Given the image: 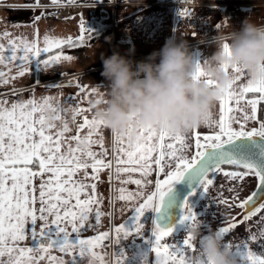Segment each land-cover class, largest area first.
Returning a JSON list of instances; mask_svg holds the SVG:
<instances>
[{
    "label": "snow or ice",
    "instance_id": "1",
    "mask_svg": "<svg viewBox=\"0 0 264 264\" xmlns=\"http://www.w3.org/2000/svg\"><path fill=\"white\" fill-rule=\"evenodd\" d=\"M51 2L56 3L57 0ZM24 7L35 11L42 6L40 0H34L32 5ZM182 14L190 15V11L185 9ZM39 19L40 16L34 17V21ZM36 36L37 39L30 41L23 37L13 38L8 31L0 32V85L29 74L34 58L37 74L53 70L61 61L72 60V56L64 55L62 51L45 59H41V55L66 45L79 47L76 41L83 43L85 39L83 35L74 40L46 34L41 47L38 29ZM88 38L91 39V35ZM196 62L195 77L206 78L207 73L200 67L201 60L196 59ZM13 67L16 69L14 74ZM226 70L232 73V80L217 100L219 119H214L212 112L208 114L203 125L212 131L202 138L197 127L191 128L196 148L191 158L187 150L192 147L193 136L187 131L170 134L166 130L149 127L140 129L135 141L126 135L113 134L117 150L123 154L116 160L115 178L120 180L121 174H125L128 178L121 180L122 184L138 186L136 191L120 187L117 189L119 195L110 200V204L115 200L131 202L133 213L114 229L117 246L121 245V234L125 239L133 237L126 247L121 246L114 251L115 264H140V261L150 264V253L153 254L151 264H193V260L184 255L185 248L197 253L196 264H211L203 257L199 243H193L188 231L190 224H201V221L187 196L180 199L176 185L195 186L202 189L201 194L207 193L218 172H223L225 178L232 181H243L248 176L256 178L260 193L258 199L257 192L253 191L238 204H228V207H239L244 211L216 231L224 238L238 224L258 217L253 224H246L249 234L244 240L225 244L238 258L239 264H264V203H261L264 201V120L258 121L259 128L247 129L249 121L257 120L258 105L264 102V77L254 82L239 65ZM208 83L211 86L213 81L209 79ZM39 85L37 75L35 86ZM76 86L79 92H88V86L81 85L78 80ZM248 93L257 95L240 106V101ZM13 94H16L15 89ZM52 99H0V264H40L45 259L48 264H80V259L85 256L90 258V264L96 261L105 264L103 256L94 249L102 246L109 233L86 235L87 230H95L101 216L105 215L99 208L103 200L97 192V184L85 182L89 177L88 169L92 170V179L98 180L99 172L108 168L109 179H112L111 162L99 159L92 149V145L103 144L101 129L104 124L95 116L91 120L86 116L77 133L87 128V134L66 136L71 129L61 114L67 109L59 103L53 105ZM72 100L73 96H66L64 102L71 107ZM231 101H235L237 111L243 113L239 119L231 115L233 107H225L226 102ZM82 110L73 108V118ZM225 112L229 115L226 116ZM55 121H61V125ZM233 124H239V128ZM94 135L99 139H93ZM125 137L127 148L123 147ZM222 165L242 170L225 171ZM133 173H139V178H133ZM154 173L157 176L164 173L165 178L155 181L154 191H145L152 184L148 178ZM210 173L212 178H208ZM220 202L227 204L223 199ZM177 208L179 214L173 220V210ZM148 218L154 227L150 235L145 236L142 219ZM253 227H257V231L253 232ZM181 231L186 233L183 240L176 237V233ZM135 237H139L141 242L137 243ZM165 238H173L174 242L165 243ZM25 241L29 243H22ZM253 245L260 251H255ZM51 249H58L71 259L65 262L63 257L51 255Z\"/></svg>",
    "mask_w": 264,
    "mask_h": 264
},
{
    "label": "crops",
    "instance_id": "2",
    "mask_svg": "<svg viewBox=\"0 0 264 264\" xmlns=\"http://www.w3.org/2000/svg\"><path fill=\"white\" fill-rule=\"evenodd\" d=\"M95 1L98 0H57L56 3L51 2V0H40L42 7L33 11L31 7L24 6L32 5L34 0H0V32L8 31L12 33L13 38L23 37L30 41L35 40L37 39L36 30L38 29L39 43L43 47V37L46 34L56 38L71 37L74 40L80 35L85 37L83 43H80L78 40L76 41L79 47L66 45L62 49H54L51 53H42L41 55V59H45L48 55H55L57 52L62 51L64 55L72 56V60L61 61L53 70L37 74L35 72L34 58L31 65L32 70L29 74L24 77H17L9 84L0 85V99H40L42 97H52L51 102L53 105L59 103L67 109V111L61 114L62 120H66L71 129V132L66 133V136L76 134L80 136L86 135L87 128L80 130L79 133H77V129L84 122V117L87 116L90 120L94 117V109L91 102L95 100L96 102L100 101V103H103L105 100L107 81L100 75L103 67L100 57L101 54L105 57L109 56V43L113 38L127 42L130 48L134 49V53H141L143 54V58H145L153 50H159L169 37H178L180 33H187L184 39L188 41L194 59H200L201 63H204L214 50L210 41L216 34L218 24L221 29L229 24L239 29L241 22L246 17H250L256 23H264V0H201L200 6L195 8L189 2L177 3V0H130L127 6L121 3L113 7L106 6L105 15L98 16L90 15V6L87 5V3ZM61 2L82 3L83 5L69 16L60 17L53 14V4ZM211 4L215 6H210ZM185 9L190 11V15L182 14ZM35 16H40V19L34 21ZM89 30L92 31L89 32ZM89 35H91V39L88 38ZM106 37H110L111 39L107 40ZM202 39L209 43H200ZM3 70L7 71V69ZM15 71L16 69L13 67L12 73L14 74ZM37 75L40 80L39 86H35ZM77 80L81 85L88 86L87 93L78 91L76 86ZM44 85H58L60 87L45 88ZM34 86L35 90L33 91ZM14 89L16 90L15 95L13 94ZM92 89H96L97 91L92 92ZM255 95L257 94H246L245 99L240 101V106L246 105L247 99L254 98ZM66 96H73L71 107L64 102ZM263 103L261 102V104ZM260 105H258L257 120L248 122V130H251L253 127L259 128L258 121L264 120V112L259 109ZM229 106L233 107L231 115L237 119L243 115L242 112L237 111L238 106L235 104V101L226 102L225 107ZM77 107L83 110L79 112L81 116L80 121L75 123L73 121L77 114L73 118L72 109ZM219 108L220 105L217 101L211 111L213 118L217 120L220 115ZM248 110L250 111V106ZM49 114L46 113V115ZM225 115L229 114L225 112ZM55 123L58 126L61 125V121H55ZM233 127L239 128V124H233ZM101 130L103 132V144L92 145V149L97 153L99 159H102L105 163L111 162L112 179H109L110 170L108 168H104L99 172L98 180L92 179V170L88 169L89 177L86 178L85 182L97 184V192L103 200L99 208L105 215L101 216V221L95 226V230H87L86 235L94 236L99 232H108L109 238L103 242L101 247L94 249V251L103 256L104 260L110 256L112 261L114 251L118 247H126L133 239L132 236L125 239L123 238V234H121V245L117 246L114 243L116 240L114 229L119 224L125 222L126 218L133 213L131 211V202L115 200L114 204H110V200L119 195L117 189L120 187H125L129 191H136L138 186L135 184H122L121 180L128 178L125 174H121L120 180L115 178L116 160L123 154L118 152L111 130L104 126H102ZM197 130L200 131L201 138L212 131V129L207 128L203 124L198 126ZM187 132L193 136L192 147L187 150V154L191 158L196 152L195 136L191 129ZM93 139H99V137L94 135ZM73 146H75V142H73ZM123 147L127 148L126 137ZM124 158L126 159V157ZM222 168L225 171L242 170L224 165H222ZM79 175L83 177V173ZM132 177L139 178V173H133ZM164 178V173H160L159 176L154 173L148 178L152 180V184L145 191H154L155 181ZM256 181V178L253 176L245 177L243 181H232L225 178L223 172H218L213 180V185L209 186V191L203 193V202L206 201L210 191L214 192L217 190L225 192L224 195L233 200L241 199L250 192ZM229 189H235V191H229ZM108 213H111V215H108ZM150 219H142V223L144 224L142 231L145 236L150 235L152 230L151 226L148 225ZM238 231L243 230L234 229L233 232L226 234L224 242L234 241L238 243L249 234ZM252 231L255 232L257 230L252 229ZM185 236L186 233L183 231L176 233V237L180 240H183ZM234 237L238 239L234 240ZM135 239L137 243L141 242L139 237H135ZM45 242L47 243V241ZM163 242L173 243L174 239L165 238ZM22 243L27 244L29 242L25 241ZM193 243H198V241L193 239ZM253 248L257 252L260 251L255 245H253ZM54 251L56 253L59 252L58 249H51V253ZM128 251L131 252L132 249L129 248ZM60 255L63 258L69 257L68 260L71 259L65 253H61ZM184 255L186 258L195 260L197 253L192 249L185 248ZM114 258L116 260L115 256ZM152 259L153 254L150 253V264ZM80 264H90V258L87 256L81 258ZM95 264H99V261H96Z\"/></svg>",
    "mask_w": 264,
    "mask_h": 264
},
{
    "label": "clouds",
    "instance_id": "3",
    "mask_svg": "<svg viewBox=\"0 0 264 264\" xmlns=\"http://www.w3.org/2000/svg\"><path fill=\"white\" fill-rule=\"evenodd\" d=\"M119 2L127 6L130 0ZM184 2L191 3L193 8L201 4V0H177ZM116 3L117 0H107L109 7ZM186 35L169 37L159 50H153L141 60L132 58L133 48L124 55L115 50L106 57L101 54L100 75L107 81V88L103 103L91 102L95 118L113 134L126 135L132 141L140 129L149 127L170 134L186 132L204 123L227 90L232 73L226 69L239 65L254 82L264 77V23L246 17L239 29L232 24L217 28L210 41L214 50L200 63L206 78L194 75L197 62L184 39ZM200 43L209 42L202 39ZM209 79L213 81L211 86ZM188 231L211 264H239L216 230L202 232L201 224L194 222Z\"/></svg>",
    "mask_w": 264,
    "mask_h": 264
},
{
    "label": "rangeland",
    "instance_id": "4",
    "mask_svg": "<svg viewBox=\"0 0 264 264\" xmlns=\"http://www.w3.org/2000/svg\"><path fill=\"white\" fill-rule=\"evenodd\" d=\"M224 166L231 167L230 165H224ZM211 176L212 175L210 173L208 178H210ZM201 191L202 189H199L198 187H194V189L190 192L192 194L189 195L188 193L186 196L193 208V211L194 212L196 211L195 213L197 214L198 219L201 221V229L203 230V232H207L209 229H215L221 226H226L227 222H230L233 217H236L238 214L242 213L243 211L241 208L228 207V204H238L239 201L244 200L250 193L249 192L246 196L242 197L241 199L233 200L232 198H228L227 196H225L224 195L225 192H222L220 190L214 192L210 191L209 195H207L206 201L203 202L204 195L201 194ZM222 199L226 200L227 204L221 203L220 201ZM261 203H264V201H262ZM257 219L258 217H254L252 221L242 222L238 224V226L235 229L243 230L238 232H246V224H253L254 221ZM148 225L151 226V228L154 227L151 219L149 220ZM253 229L257 230V227H253ZM44 243L46 244L45 241ZM50 254L56 257H61L60 255L61 252L56 253V251H54L51 253L50 250ZM68 258L69 257L63 259L65 260V262H67L69 261ZM104 261L105 264L106 262L107 264H115L114 256L112 257V261L110 256L108 258L106 257ZM40 264H48V261L46 259L42 260L40 261Z\"/></svg>",
    "mask_w": 264,
    "mask_h": 264
},
{
    "label": "built area",
    "instance_id": "5",
    "mask_svg": "<svg viewBox=\"0 0 264 264\" xmlns=\"http://www.w3.org/2000/svg\"><path fill=\"white\" fill-rule=\"evenodd\" d=\"M93 3L95 4L94 7H93ZM118 3H120L119 0H117L116 4ZM81 5L83 4L82 3H72V2H61V3L53 4V8H54L53 14L56 16H60V17H67L72 12L78 10ZM87 5L90 6V10H89L90 15H95V16L105 15V7L107 6V0H98L95 2L87 3ZM100 12H102V14H100ZM86 30L88 29L86 28ZM129 49H130L129 44L122 40L113 38L109 43V55H111L114 50L119 51L122 55H124L128 52ZM132 58L134 60H141L143 58V54L134 53ZM259 109L261 111H264V103L260 105ZM80 119H81V116L77 114L74 118L75 123L80 121Z\"/></svg>",
    "mask_w": 264,
    "mask_h": 264
},
{
    "label": "water",
    "instance_id": "6",
    "mask_svg": "<svg viewBox=\"0 0 264 264\" xmlns=\"http://www.w3.org/2000/svg\"><path fill=\"white\" fill-rule=\"evenodd\" d=\"M68 83H69V82H68ZM256 186H257V181H256V183H255L253 189L251 190V192L248 194V196H250V195L252 194L253 191H256V192H257V199H258L260 193H259V191H258V189H257ZM194 187H195V186H193V188H189V187H187V186H185V185H183V184H177V185H176V189H177L178 192L180 193V199L182 200L184 196H186L188 193H190V192L194 189ZM248 196H247V197H248ZM247 197H246V198H247ZM246 198H245V199H246ZM261 202H262V201H261ZM242 211H244V210L242 209ZM178 214H179V209H178V208H177V209H174V210H173V220H175V219L178 217ZM153 215H154V214H153Z\"/></svg>",
    "mask_w": 264,
    "mask_h": 264
},
{
    "label": "trees",
    "instance_id": "7",
    "mask_svg": "<svg viewBox=\"0 0 264 264\" xmlns=\"http://www.w3.org/2000/svg\"><path fill=\"white\" fill-rule=\"evenodd\" d=\"M233 167V166H232Z\"/></svg>",
    "mask_w": 264,
    "mask_h": 264
}]
</instances>
